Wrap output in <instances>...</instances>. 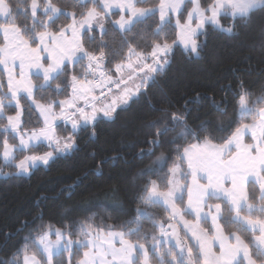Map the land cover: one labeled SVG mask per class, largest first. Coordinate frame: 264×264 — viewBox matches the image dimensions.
I'll use <instances>...</instances> for the list:
<instances>
[{
    "label": "snow or ice",
    "instance_id": "1",
    "mask_svg": "<svg viewBox=\"0 0 264 264\" xmlns=\"http://www.w3.org/2000/svg\"><path fill=\"white\" fill-rule=\"evenodd\" d=\"M256 10L264 0H74L71 10L60 0H0V177H30L71 155L82 134L95 138L134 103L155 113L136 145L143 166L130 180L127 218L22 220L17 232L26 234L0 264H264V93L237 78L219 101L208 98L215 119L199 123L190 101L156 108L150 96L177 45L200 59L209 28L236 36ZM150 22L139 36L146 46L129 39Z\"/></svg>",
    "mask_w": 264,
    "mask_h": 264
},
{
    "label": "trees",
    "instance_id": "2",
    "mask_svg": "<svg viewBox=\"0 0 264 264\" xmlns=\"http://www.w3.org/2000/svg\"><path fill=\"white\" fill-rule=\"evenodd\" d=\"M20 2L13 0V4ZM60 3L71 10L74 0H60ZM24 20L23 15L18 16V22ZM152 23L138 27L129 39H138L146 46L147 40H139V36L145 35ZM261 28H264V11L256 10L248 25L242 26L236 36L209 28L207 36L200 38L201 43L206 41L200 59L185 55L177 45L167 75L160 77L150 90L152 104L156 108L169 104L180 108L185 101H190L192 122L199 123L215 119L208 98L215 97L219 101L227 85L236 86L237 78L256 95L264 93V36ZM167 35L171 39L174 34L169 31ZM110 43L113 49H119L118 36L111 37ZM229 112L232 113L231 107ZM154 115L146 101L134 103L126 111H120L114 121L100 123L95 138L82 134L78 139L79 149L71 155L59 158L46 168L34 169L30 177L0 178V260L10 259L20 245L22 235L26 234L17 232L22 220L33 221L42 215L45 222L51 221L54 226H59L65 217L76 219L93 212L110 216L112 220L109 222L127 218L121 212L130 215L136 206L135 189L130 180L143 166L134 158L138 150L136 145L142 143L146 131L144 125ZM233 119L235 114L224 120L223 128L227 129ZM36 123L33 114L29 126ZM65 131L63 125L57 128L59 134ZM216 135H226V132L217 131ZM99 161L103 164L97 168ZM148 163L150 161H144V164ZM114 188L119 190L116 200L112 196ZM151 211L163 215L160 209ZM145 229L151 231L147 224Z\"/></svg>",
    "mask_w": 264,
    "mask_h": 264
},
{
    "label": "crops",
    "instance_id": "3",
    "mask_svg": "<svg viewBox=\"0 0 264 264\" xmlns=\"http://www.w3.org/2000/svg\"><path fill=\"white\" fill-rule=\"evenodd\" d=\"M0 39H2V34H0ZM180 46V45H179ZM182 48V46H180ZM183 49V48H182ZM59 125H62V122H57Z\"/></svg>",
    "mask_w": 264,
    "mask_h": 264
},
{
    "label": "rangeland",
    "instance_id": "4",
    "mask_svg": "<svg viewBox=\"0 0 264 264\" xmlns=\"http://www.w3.org/2000/svg\"><path fill=\"white\" fill-rule=\"evenodd\" d=\"M40 167H44V166H40ZM44 168H46V167H44ZM0 178H4V177H0Z\"/></svg>",
    "mask_w": 264,
    "mask_h": 264
}]
</instances>
